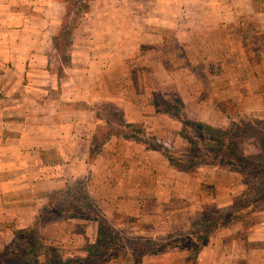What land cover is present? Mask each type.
I'll use <instances>...</instances> for the list:
<instances>
[{"label":"crops","instance_id":"crops-1","mask_svg":"<svg viewBox=\"0 0 264 264\" xmlns=\"http://www.w3.org/2000/svg\"><path fill=\"white\" fill-rule=\"evenodd\" d=\"M254 1L94 0L61 76L51 67L62 62L53 41L62 0H0V241L32 225L75 179L90 177L91 191L111 213L145 224L140 232L133 228L144 240L163 241L174 224H187L174 217L184 210L227 207L228 169L224 180L223 167L175 168L161 150L121 135L89 163L90 145L108 122L106 112L115 110L122 116L117 126L144 123L147 139L172 134L187 149L183 124L165 105L179 97L189 119L227 128L232 119L214 97H243L225 82L241 73L251 81V96L262 99L264 11ZM248 19L252 54L246 31L239 34ZM248 105L237 112L264 111ZM88 225L96 241L99 223ZM243 229L240 222L222 229L190 264H264V247L257 246L264 244V219ZM192 253L189 247L146 252L141 264H188Z\"/></svg>","mask_w":264,"mask_h":264},{"label":"rangeland","instance_id":"rangeland-1","mask_svg":"<svg viewBox=\"0 0 264 264\" xmlns=\"http://www.w3.org/2000/svg\"><path fill=\"white\" fill-rule=\"evenodd\" d=\"M254 2L260 10L264 11V0H255ZM46 6L48 5L46 4ZM230 23L231 25H235L234 21ZM252 24L251 19L250 21L249 19L246 20V26L239 24V27L241 26L239 34H244L243 31H246L245 36L247 37H245L246 39H244V41L246 42L247 50L251 54L255 50L253 49V45L256 39L251 30ZM261 39L263 43L264 33H262ZM54 62L51 69L62 76L65 73V67L62 66L63 63H60L56 59ZM225 82L232 87V90L228 88L227 90L225 89L224 92L229 90L231 94L241 92L243 97H239L238 100L235 96H226L224 94L221 98H217V96L214 97V100H218L223 111L232 119L231 124L227 128H224L225 144L222 146L220 145L222 148H219L217 145L215 150L217 155L211 154V151H209L212 150L210 144L205 142L208 136L206 133H203L204 130H201L196 124L190 125V128H187V132L198 144V146H196L197 148L193 149L186 138L189 148H179L181 145H177L172 134L168 135L169 139L167 138L166 141L161 139V142H159L160 140L151 139V136L145 141L149 144V147H159L161 144L174 151L178 148L180 153L177 152L181 158L176 161L171 160V165L175 168L189 169L205 165L223 167L221 174H223L224 180H227L225 171L228 169L229 177L227 181H229L232 198L229 199V205L227 207L221 209L211 204L201 210L190 212L189 210H184L182 214H178L177 216L174 215V217L175 219H188L189 222H187V224L184 220L186 225L181 223L178 225L174 224L176 227H172L171 231L167 229L169 234L167 233V235H164L166 239H163V241H160L161 239L144 240L141 239L142 237L135 234L133 228H140V232L142 228L145 227V224H142L138 218L134 216L125 215L118 211H113L111 213L110 210L105 207V204L99 201L91 191L89 187V184L91 185L90 177L82 178L81 180L75 179L71 181V185L69 186L71 188L70 192L56 201V205L51 207L52 212H49L47 216L41 220L34 232H30L25 238V229H29V227L25 229H16L7 242L4 240L0 241V261L16 264L13 260V251L19 252L23 249L27 250L29 243H32L39 248L40 264L47 262V253L50 258V255H53V259L51 258L52 263H50V261L48 262L50 264H102L106 259H110L107 263L109 264L110 262L121 261L115 258L111 260V257H116L117 255L119 259L120 256L129 258L126 259V261H130V264H141L143 263L146 252L154 255L162 252L156 253V250L160 248L159 245L163 242H179L182 239L190 238L197 239L198 237H203L207 233H211L213 229L217 227V224L215 221H211V223L209 221L217 219L222 212L234 214L239 210L247 208L252 202L258 200L260 202L257 203L256 208L251 207L241 215H245L244 219H248L252 224L255 222V219H264V111L260 114L237 112L238 107L242 109L243 104L246 103L247 105L249 103L254 105L258 104L264 108V97L260 99L259 96H251L248 86L251 81L247 77H244L242 73L239 79H227ZM180 101L179 97H177L173 99L172 104L174 107L180 109ZM167 105L168 104L165 106ZM106 113L105 117L113 121V126L118 127L120 130L124 129L125 126H117V123L122 121V116L119 112L114 110L107 111ZM190 120L192 122L197 121L193 119ZM119 135L124 137L123 134ZM91 163H94V160ZM221 174H219V176ZM219 179H221V177H219ZM127 219L133 220L130 221ZM92 221L99 223L100 228L97 236L99 237L101 229L106 236H104L102 242L98 243L100 245L99 247L102 249L100 254L89 257L90 246L98 242V237L96 241H93L87 235L89 228L88 223ZM236 222L243 224L241 220ZM237 236L244 237V235L240 233H238ZM86 237H89L87 241H85ZM257 246L263 248L264 244H258ZM7 247L10 248V250L2 252ZM189 248L192 249L191 246H189ZM108 249H110L109 252L107 251ZM164 250L172 249L164 248ZM197 255L193 252L189 259L192 261L188 260V264L192 263L193 260L195 261ZM141 259L142 262H140ZM240 261L246 260L240 259ZM241 264H245V262H241Z\"/></svg>","mask_w":264,"mask_h":264},{"label":"trees","instance_id":"trees-1","mask_svg":"<svg viewBox=\"0 0 264 264\" xmlns=\"http://www.w3.org/2000/svg\"><path fill=\"white\" fill-rule=\"evenodd\" d=\"M93 1L94 0H62V2L65 5V12L62 16L58 32L54 37L53 41L57 54L59 55V58H61V61L65 66H69L71 64L70 49L73 43L74 32L80 26L83 17L91 11ZM165 112L172 114L173 116L181 120L183 124L181 135L190 142L193 149L197 148L196 146H198V144L193 140L192 137L188 135L187 132L188 130L187 128H190V125L192 124H196L201 128V130L202 129L204 130L203 133L207 134L208 138L205 139L207 140L205 142L210 144L212 150L209 151H211L212 155H217L215 153L217 145L219 146V148H222L221 146L225 144L224 129L216 128L200 121L192 122L186 115V111L184 109V103L182 101H180V109L174 107V105L170 103L166 106ZM107 120H108L107 124L98 126L96 132L93 135V139L90 145L89 163L96 159V157L103 151L105 143L108 142L109 139L114 135L123 134L126 138L141 143L147 139V131L144 123H132L126 125L124 129L120 130L118 127L112 125L111 120L109 119ZM152 148L161 150L167 156V158H169L172 161L173 160L176 161L181 158L177 151L170 150L168 147H165V145L160 144L159 147H152ZM225 163H229V162H225ZM70 190L71 188L68 187L64 191L54 193L50 202L43 209L40 210L35 222L29 226V229H25V233H26V234L24 233L25 238L30 234V232H34L37 229L36 227L39 225L41 220L44 219L45 216H47L49 212H52L51 207H54V205H56V201L59 200L63 195L68 194ZM259 202L260 201L258 200L254 201L247 208L243 210H239L234 214H231L229 212H222V214L219 215L217 219H212L209 221L210 223L211 221H215L217 224V227H215L211 233H207L203 237L200 238L198 237L197 239L190 238V239H182L179 242H174V241L163 242L161 245H159L160 248L156 250V253L163 251L164 248L175 249V248L191 246L193 252L197 255L203 250L205 246H207V244L211 241V239L215 237L222 229L230 226L231 224H233L238 220L243 221L244 229L242 233H245L250 228L251 222L248 219H244L245 215H241V214L251 207L256 208L257 207L256 205ZM127 220L132 221L133 219H127ZM104 234L105 233L101 229L98 237V242L90 246L89 257L100 254L102 249L101 247H99L100 245L98 243L104 240V236H106V234L105 235ZM88 238L89 237H86L85 241H87ZM9 250L10 248L7 247L2 252H6ZM109 250L110 249H108L107 251L109 252ZM12 254L14 255L13 260L15 261L16 264H40L39 248L32 243H29V247L27 250L23 249L19 252L13 251ZM50 256L53 259V255ZM118 257H119L118 255L116 257H111V260L115 258L116 260H121L120 262H122L123 264H130V261H126V259L129 258L120 256L119 259ZM46 258H47V262H46L47 264L52 263L51 262L52 259L49 257L48 253L46 254ZM49 261L50 263H48ZM109 261L110 259H106L105 262H103L102 264H107ZM140 262H142V259L140 260ZM0 264H12V263L11 262L4 263L0 261Z\"/></svg>","mask_w":264,"mask_h":264}]
</instances>
